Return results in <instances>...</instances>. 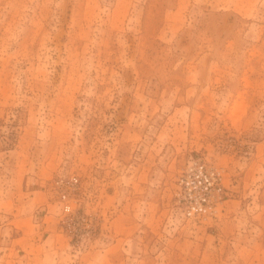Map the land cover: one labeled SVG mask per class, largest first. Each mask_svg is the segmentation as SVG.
I'll return each instance as SVG.
<instances>
[{"label":"rangeland","instance_id":"374dc122","mask_svg":"<svg viewBox=\"0 0 264 264\" xmlns=\"http://www.w3.org/2000/svg\"><path fill=\"white\" fill-rule=\"evenodd\" d=\"M0 264H264V0H0Z\"/></svg>","mask_w":264,"mask_h":264},{"label":"built area","instance_id":"2783aa9c","mask_svg":"<svg viewBox=\"0 0 264 264\" xmlns=\"http://www.w3.org/2000/svg\"><path fill=\"white\" fill-rule=\"evenodd\" d=\"M54 185L63 210L71 211L79 179H59ZM228 196L223 172L202 160L190 162L178 181L180 211L184 220L190 223L208 224L217 221Z\"/></svg>","mask_w":264,"mask_h":264}]
</instances>
